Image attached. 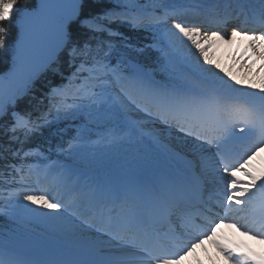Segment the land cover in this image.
Segmentation results:
<instances>
[{
	"label": "snow or ice",
	"instance_id": "6c2138e0",
	"mask_svg": "<svg viewBox=\"0 0 264 264\" xmlns=\"http://www.w3.org/2000/svg\"><path fill=\"white\" fill-rule=\"evenodd\" d=\"M18 2L0 0V161L18 185L0 190V215L17 226L0 229V264H181L226 221L264 240V173L247 169L264 148V79L245 85L229 72V82L209 56L243 36L264 58V0H112L102 17L84 15L85 0H34L10 40ZM233 5L250 9L253 27L226 39ZM114 25L147 42L134 46ZM63 63L73 71L45 107L21 109L41 77H63ZM53 110L76 126L42 148L32 142ZM120 145L136 152L118 175L91 167L100 146ZM32 180L41 187L29 190ZM37 221L53 255L79 258H34L19 229ZM216 243L228 264H264Z\"/></svg>",
	"mask_w": 264,
	"mask_h": 264
},
{
	"label": "rangeland",
	"instance_id": "374dc122",
	"mask_svg": "<svg viewBox=\"0 0 264 264\" xmlns=\"http://www.w3.org/2000/svg\"><path fill=\"white\" fill-rule=\"evenodd\" d=\"M92 1H98V0H92ZM237 7L238 6H235V5L232 6V8H237ZM253 7H258V5H253ZM232 8H230V9H232ZM245 8H247V10L250 11V9L248 7H245ZM237 17L236 18H234V17L228 18V20H230V22L228 21V24L226 26H221L220 30H221L222 34H224L223 30L226 29L227 26L234 25L235 22L231 23V21L234 19L236 20ZM235 25H237V24H235ZM228 29H226V31ZM213 30H215V29H213ZM258 34H259V31H257V35ZM228 37H230V35L226 33V39ZM245 38L246 37L241 36V37L236 38L235 41H232L231 42V43H233L232 49L228 48V49L223 50L221 48H218L221 44V42H219L216 46H214L213 48H211L209 50V56L216 63L220 64L221 69H223V72L221 73V75H224L225 79H229V77H227L225 74L231 72L232 75H235L238 79L244 80L245 85H247L249 81H255V82L259 83L262 79H264V67H262V65H264V58H262L260 56H254L253 55L251 48L248 46L250 44V42L247 43V46L240 47V44H243L242 41ZM227 45L228 44H226L225 47H227ZM239 47H240V49L238 50ZM260 51H264V49H260ZM245 61H246L247 65L251 66L250 70L248 67H243V68L241 67V65L244 64ZM205 67H208V66L205 65ZM259 78L261 80H259ZM229 82H231L230 79H229ZM248 90L251 91V89H248ZM135 152H136V149L133 147H130L128 145L109 146V147L100 146L96 150L95 160L91 164V167L101 174L112 173V174L118 175L124 168H126L128 166L129 163L132 162ZM247 169H248V171L254 172L257 175L264 173V148H261L259 150V152H257L255 157L249 162ZM39 187H41V186L36 184L34 180L29 181V190L38 189ZM33 194H40V193L34 192ZM54 195H55V193H54ZM25 203H28V202L25 201ZM223 225H224L223 230H219L218 234L215 236L218 238V241H221L222 243H229L230 245H232L233 243H235L234 242L235 240L238 241L234 237L233 232H236V230L241 231V229H239L238 227L234 228V227L229 226V222L226 225L225 224H223ZM27 228H29V230H32V232L31 233L27 232L24 234V236L26 239H29L33 242H36L33 245V248H32L33 250L34 249L36 250V248H38V247L51 245L49 243V241L52 240V237H51V234L49 231V226L46 223L37 221V222H34V223L28 225ZM242 232L245 235H248L243 230H242ZM248 236L252 237L251 235H248ZM223 237H225V238H223ZM217 238H215V239L217 240ZM243 241H244V244H242V247H239L243 252H245L247 255H249L253 260L264 259V252L260 247L257 248L256 245H253L254 243H252L250 241V239H244ZM238 242L240 243L241 241H238ZM207 244H208V242H207ZM210 245L213 246V242H211ZM210 245L206 246V249L208 250V252H204V253H209V251L211 250ZM234 246L235 245L232 246V249H234L236 247V246L235 247ZM259 248H260V250H259ZM197 249L200 251V249H202V247L198 246ZM203 249H205V248H203ZM33 250L30 251V254L33 255L34 258L42 259V258L47 257V256H44V254H46L48 252V250H44L41 252H34ZM213 250H214L213 252L210 251L212 255L214 254L215 251H217V249H213ZM234 250L237 251V248H235ZM61 253L62 252L57 251V253H55V255L64 256V255H60ZM194 254L192 252V256L189 253L190 256L185 257L187 264H206L203 262V259H201L200 255L196 254V250H195ZM211 254H209V255H211ZM72 255H75V254H72ZM72 255H65V256L67 258L68 257L71 258ZM222 255H223V257H225L223 253H222ZM215 259H217V257H215ZM204 260L208 261L207 258H204ZM211 260L212 259L210 258V261H208V263H212ZM226 263L227 262L225 261L224 264H226Z\"/></svg>",
	"mask_w": 264,
	"mask_h": 264
},
{
	"label": "trees",
	"instance_id": "16d2710c",
	"mask_svg": "<svg viewBox=\"0 0 264 264\" xmlns=\"http://www.w3.org/2000/svg\"><path fill=\"white\" fill-rule=\"evenodd\" d=\"M34 4V0H19L17 5L14 7L12 16L9 21L5 22V26L9 29V39L11 40L16 35L17 31V17L21 14V10L25 8H31ZM114 4L112 0H85V4L83 7V13L86 16H100L102 17L103 14L108 11L109 9L113 8ZM115 30L120 31L123 33L124 37L129 39L134 46L143 47L147 42L146 36L147 34L141 31H133L127 26L124 25H114ZM90 35V34H89ZM85 39L88 38L86 35ZM150 39V37H148ZM117 43H119V38H117ZM152 55L150 49H145L143 53L144 58H150ZM3 65H0V70H3ZM61 71L63 73V77L61 76H54L52 74H46L45 76L41 77L40 80L37 81L33 88L32 94L25 98L24 101L20 102L19 107L21 109L32 110L33 106H37L39 108H44L45 104L40 103L41 99L46 96L48 90L53 88L54 86H60L64 82V78H66L73 69L67 64L63 63L61 67ZM49 120L51 121L50 125H46L43 129V135L39 136L35 139L32 143L38 144L42 148H47L49 144L55 146L57 143H61L63 140H67L68 136L72 134L71 130L76 125L71 120H58L56 118V113L53 110L51 115L49 116ZM63 130V131H62ZM11 160V157H9ZM9 161H0V167H4V175L0 177V190H5L4 195L6 196V190L10 187H14L15 184H10L8 181L10 179L6 165ZM19 179V176L16 177ZM17 226L13 225L7 216L0 215V229H2L6 234L12 232L13 229H16ZM25 231H29L26 228H20L19 232L24 234Z\"/></svg>",
	"mask_w": 264,
	"mask_h": 264
},
{
	"label": "bare ground",
	"instance_id": "6f19581e",
	"mask_svg": "<svg viewBox=\"0 0 264 264\" xmlns=\"http://www.w3.org/2000/svg\"><path fill=\"white\" fill-rule=\"evenodd\" d=\"M236 6V5H235ZM249 10H247V8H244L243 9V11L241 10V8H239V7H237V8H232V9H229L228 10V16H227V18H231V17H239L236 21L234 20V21H232L233 23H234V25H231V26H227V28L226 29H228L227 31H226V29H224L223 31H224V33H227V34H229V35H231V31L233 30V28H236L237 30H241V29H243V30H249V29H251L252 27H253V25H251V24H246V23H244V13H246V12H248ZM235 24H237V25H235ZM260 34V33H259ZM258 34V35H259ZM238 38V37H237ZM243 44H240V47H242V46H247V43L248 42H250L247 38H245L243 41ZM241 42V43H242ZM226 44H228L227 45V47H225V45ZM232 45H233V43H224V42H221V44H220V46L218 47V48H221V49H232ZM229 46V47H228ZM249 46V45H248ZM240 47L238 48V50L240 49ZM236 53V52H235ZM258 79V78H257ZM259 80H261L260 78H259ZM177 140H179V138H176ZM39 193V192H38ZM233 235H234V237L238 240V241H241V244H244V239H250V241L252 242V243H254L253 245H256L257 246V248L258 247H260L262 250H263V252H264V240H258V239H253V237H250V236H248V235H245V234H242L240 231H237L236 230V232H233ZM233 237V236H232ZM215 238H217L216 236L214 237V239L213 240H209L208 241V245H210L211 244V242H213V246H211L210 247V251L211 252H213L214 250L213 249H217V251H215L214 252V254L212 255L211 254V252L209 251V253H204V252H208V250L207 249H200V257H201V259H203V262L204 263H206V264H224V262L226 261L227 263L226 264H228V261H227V259L225 258V257H223V255H222V253L219 251V249H218V247H217V243L216 242H219V243H221V244H225V245H227V246H229L230 244L229 243H222L221 241H218V238H217V240L215 239ZM237 241V242H238ZM243 241V242H242ZM263 242V243H262ZM260 245H259V244ZM207 245V244H206ZM231 246H233V245H231ZM52 245H46V246H42V247H38V248H36V250L34 249H32L34 252H41V251H44V250H48V252L46 253V254H44V256H47L46 258H42V259H49V258H67L63 253H61L60 255H64V256H58V255H52L53 254V251H52ZM235 247V246H234ZM204 248H206V247H204ZM232 248V247H231ZM235 248H237V247H235ZM234 248V249H235ZM260 248H259V250H260ZM202 252V253H201ZM55 253H57V251L55 252ZM209 254H211V255H209ZM42 256V255H41ZM215 257H217V259H215ZM68 258H70V257H68ZM71 258L72 259H75V258H78L76 255H72L71 256ZM204 258H207L208 259V261H210V258L212 259L211 261H212V263H208V261H206V260H204ZM186 262V258L185 259H183L182 261H181V263H183V264H187V263H184V262Z\"/></svg>",
	"mask_w": 264,
	"mask_h": 264
}]
</instances>
